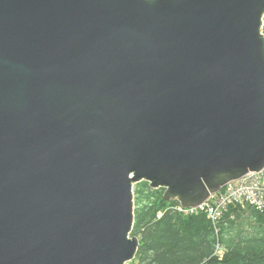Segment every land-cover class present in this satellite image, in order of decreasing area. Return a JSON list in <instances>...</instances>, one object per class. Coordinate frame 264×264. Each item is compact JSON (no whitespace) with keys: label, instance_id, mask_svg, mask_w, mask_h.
Masks as SVG:
<instances>
[{"label":"water","instance_id":"water-1","mask_svg":"<svg viewBox=\"0 0 264 264\" xmlns=\"http://www.w3.org/2000/svg\"><path fill=\"white\" fill-rule=\"evenodd\" d=\"M264 0H0V264H127L134 185L196 207L264 169Z\"/></svg>","mask_w":264,"mask_h":264},{"label":"trees","instance_id":"trees-1","mask_svg":"<svg viewBox=\"0 0 264 264\" xmlns=\"http://www.w3.org/2000/svg\"><path fill=\"white\" fill-rule=\"evenodd\" d=\"M134 193L137 264H264V212L231 205L216 231L205 213H179L180 201L166 200L164 188L143 180Z\"/></svg>","mask_w":264,"mask_h":264},{"label":"built area","instance_id":"built-area-1","mask_svg":"<svg viewBox=\"0 0 264 264\" xmlns=\"http://www.w3.org/2000/svg\"><path fill=\"white\" fill-rule=\"evenodd\" d=\"M231 205L251 207L264 212V169L259 172L250 171L243 177L229 182L199 206L187 207L181 203L176 210L186 215L205 213L217 231L218 223ZM223 252L222 244L218 243L215 254L223 256Z\"/></svg>","mask_w":264,"mask_h":264},{"label":"rangeland","instance_id":"rangeland-1","mask_svg":"<svg viewBox=\"0 0 264 264\" xmlns=\"http://www.w3.org/2000/svg\"><path fill=\"white\" fill-rule=\"evenodd\" d=\"M127 264H137V263L135 262V260H133V261H130L129 263H127Z\"/></svg>","mask_w":264,"mask_h":264}]
</instances>
